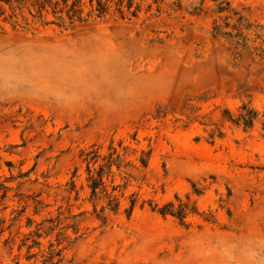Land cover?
Wrapping results in <instances>:
<instances>
[{
    "label": "rangeland",
    "instance_id": "obj_1",
    "mask_svg": "<svg viewBox=\"0 0 264 264\" xmlns=\"http://www.w3.org/2000/svg\"><path fill=\"white\" fill-rule=\"evenodd\" d=\"M134 2L73 26L0 2V264H264V0Z\"/></svg>",
    "mask_w": 264,
    "mask_h": 264
},
{
    "label": "trees",
    "instance_id": "obj_2",
    "mask_svg": "<svg viewBox=\"0 0 264 264\" xmlns=\"http://www.w3.org/2000/svg\"><path fill=\"white\" fill-rule=\"evenodd\" d=\"M1 1L9 4H16L19 8H22V6H28L30 7L29 12L33 16L40 17L44 16V14H52L55 19L51 22L56 21L57 24L63 26L66 24L68 26H73L78 22L84 21L89 16L104 17L109 14L111 3L115 4L116 10L122 18L126 17V15L136 17L140 11L139 5L135 4L134 0H88L90 6L88 10H86L83 0H0V2ZM157 1L158 0H155V2ZM261 29L264 32V26ZM260 51L261 55L264 56V47L260 48ZM241 109L242 111L236 118L229 114V112H226L228 113V119L238 124L242 123L245 127H251L254 121L258 118L257 110L248 108L245 105H243ZM109 149L111 150L110 153L102 155L100 153V147L93 145L87 150H82L81 155L84 156L83 160L86 162V171L88 174L87 180L91 190V196L97 197L101 194L108 196V204L111 209L115 211L117 210L119 203L114 202L116 198L108 192L104 177L105 175H110L111 167L113 165L120 168L121 164L119 155L116 154V157H114V154L116 153L114 147L110 146ZM96 163L99 164L98 169L92 167ZM76 171L77 170L74 171L73 177L75 176ZM71 184L73 188L75 186L74 180L71 181ZM115 188L116 187H113V189ZM0 189H3L2 196H6L9 187L4 184H0ZM134 205L135 201L132 200L128 213H131ZM186 207V203H181L178 208H175L173 202H168L158 208V212L162 215L172 214L182 221L186 214ZM47 221L52 220L47 219ZM38 236L40 237V234H38ZM35 244H39V242L35 241ZM50 246H53V244H50ZM60 254L61 250L51 249L50 255L46 261H48L49 264H58L61 261V258H58L56 261H54V259L56 256H60Z\"/></svg>",
    "mask_w": 264,
    "mask_h": 264
}]
</instances>
